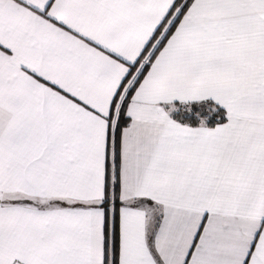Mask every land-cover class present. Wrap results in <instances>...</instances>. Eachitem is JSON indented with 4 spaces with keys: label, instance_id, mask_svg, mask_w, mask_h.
Listing matches in <instances>:
<instances>
[{
    "label": "snow or ice",
    "instance_id": "snow-or-ice-1",
    "mask_svg": "<svg viewBox=\"0 0 264 264\" xmlns=\"http://www.w3.org/2000/svg\"><path fill=\"white\" fill-rule=\"evenodd\" d=\"M0 264H264V0H0Z\"/></svg>",
    "mask_w": 264,
    "mask_h": 264
}]
</instances>
